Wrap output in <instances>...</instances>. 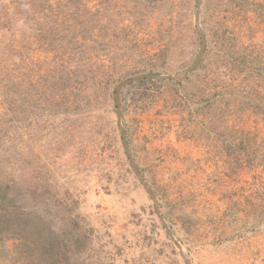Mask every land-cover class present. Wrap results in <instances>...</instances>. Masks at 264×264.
I'll list each match as a JSON object with an SVG mask.
<instances>
[{"label":"rangeland","instance_id":"1","mask_svg":"<svg viewBox=\"0 0 264 264\" xmlns=\"http://www.w3.org/2000/svg\"><path fill=\"white\" fill-rule=\"evenodd\" d=\"M66 1L0 0V181L48 228L0 234V264H186L114 92L196 61L197 0ZM201 24L187 81L123 90L129 147L193 264H264V0H203Z\"/></svg>","mask_w":264,"mask_h":264},{"label":"water","instance_id":"2","mask_svg":"<svg viewBox=\"0 0 264 264\" xmlns=\"http://www.w3.org/2000/svg\"><path fill=\"white\" fill-rule=\"evenodd\" d=\"M202 7H203V0H197L196 13H195V30L198 33L199 39L201 42L199 54H198L196 61L185 70V72L182 76L173 77L170 75H162V74L139 75V76L133 77L131 79H128V80L120 83L116 87L115 92H114L117 124H118L119 130H120L125 155L129 161L131 169H132L135 177L137 178L140 186L147 193V195L150 197L152 204H153V209H154L155 215L157 216L160 223L164 226L167 235L173 241L177 250L184 257L186 264H193V263L190 260L189 256L184 252L182 244L175 238L172 230L170 229L169 225L167 224L164 216L161 213L159 200L157 198V195L154 192V190L150 187V185L148 184L146 177L141 172V170H140L139 166L137 165V163H136V161L132 155V152L130 150L128 139H127V133H126V130H125V127L123 124L121 95H122L123 90L126 89L127 87H129L135 83L144 81V80L170 81V82H174V83H183V82L187 81L190 74L192 72H194L199 67V65L202 63V61L205 57V54H206V50H207V37H206V34H205V32L202 28V24H201Z\"/></svg>","mask_w":264,"mask_h":264},{"label":"trees","instance_id":"3","mask_svg":"<svg viewBox=\"0 0 264 264\" xmlns=\"http://www.w3.org/2000/svg\"><path fill=\"white\" fill-rule=\"evenodd\" d=\"M72 2L73 0L66 1L67 4H72ZM13 188L14 186H11V183L9 184L0 181V234L9 233L20 237L27 234L29 236L31 233V227L36 226L37 222H40L43 225V228L40 231L47 233L48 228L45 227L43 223L44 221L41 218H37L36 214L30 207L31 201H28L29 193L24 195L25 193H23V191L22 193H20L19 189H14L13 191ZM52 244L55 245H43L45 246L47 253L53 251V254H51L52 256H55L56 254L58 255L59 251H61L62 243L54 241ZM64 245L65 247L67 246L66 243Z\"/></svg>","mask_w":264,"mask_h":264}]
</instances>
